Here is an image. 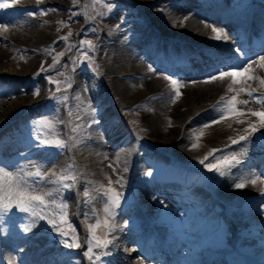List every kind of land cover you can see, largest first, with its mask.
Instances as JSON below:
<instances>
[{"label": "bare ground", "instance_id": "1", "mask_svg": "<svg viewBox=\"0 0 264 264\" xmlns=\"http://www.w3.org/2000/svg\"><path fill=\"white\" fill-rule=\"evenodd\" d=\"M11 1H12L11 2L12 6L7 7V8H11L14 11L17 9H22V8H30L33 5H35L36 3H38V0H11ZM136 1H140V0H136ZM45 3H46L47 8L63 7V4L60 2V0H47V1H45ZM144 7L145 8H151L149 5H144ZM186 8H188L187 10H190L191 13H193L194 15H197V13H199V15H200V14H203L202 9H204V6L202 5V3H197L196 5L186 6ZM192 8L196 9V12H194L192 10ZM4 10H5V8L0 9V15L4 12ZM191 13L181 14V16H176L174 19H172L174 22L173 23L171 22V26H170L171 29L173 30V28L176 27L179 31H186L188 34H191V33H193L192 32L193 30H196L197 31L196 35L197 36L199 35V37H200L199 39L192 40L194 42H197L196 44L206 43V44L213 45V46L218 45L220 47H222V46L227 47L229 45V42H231V44L234 43L231 39H229L228 41H223V40H216V39L211 38V37L215 36V33L212 32L211 26H215V27L219 28L218 24L210 21L209 19H199V18L195 19L194 17H192ZM15 14H17V12H14L12 14H5V16L2 17V19L7 20V19L11 18L12 16H14ZM23 18H27V17L23 16ZM210 19H213V18L211 17ZM214 19H216V18H214ZM168 20H164V22H162V23L165 24L166 21H168ZM237 20H238V22H242L241 18H237ZM0 21H1L0 25H6L7 26V27H0V67H1L0 68V79L20 81V82L21 81L34 80L38 75V71L40 68L39 61L42 59V57L35 53L36 47L33 46L34 44L33 45H30V44L26 45V41L31 40L33 42L39 43L40 40L41 41L44 40L40 45H38V46L36 45L37 47H39L43 43L47 42V40L50 39L51 35L43 27L44 26L43 23L37 22L35 18H33L32 21H30V20H28V21L27 20H12V21L7 22V21H2L1 19H0ZM229 25L234 32H236V33L241 32V25L234 23V22L229 23ZM223 26L226 29L230 30L229 26H227V25H223ZM176 28H174V29H176ZM260 28H261V26L258 28L259 32L263 33V31ZM19 30L22 32H20ZM168 31H170V30H168ZM168 33L171 34L172 32H168ZM177 33H179V32H177ZM179 34H178V36H179ZM227 35L230 37V34H227ZM16 37L22 38L24 42L22 41L19 43V41L16 39ZM239 39H240V37H239ZM255 41H259V40L256 39ZM256 43H259V42H256ZM240 44H245V45L251 46V43H249V42H240ZM45 46L46 45H44L43 48H46ZM14 48H18V50H17L18 56H14L12 54V52L14 51V50L12 51V49H14ZM253 49H255V48H251V50H253ZM244 52L245 51H242V53H244ZM128 53L129 52H125L124 54H121L122 63H124V64L119 65L115 61V65L122 67L124 70V73H127L132 78H135L136 75H133L129 70H133V71L142 70L143 64L137 62L132 57L136 54L132 55L133 53H129V54ZM250 53H252V54L251 55H245V56H254L258 53H259L258 56L264 55V34H263V41H262L261 47L259 49L255 50L254 52H250ZM37 56H39L40 60L38 59ZM233 56L236 57L237 53H234ZM257 57H255L251 60L254 61L257 59ZM12 58H14L15 60H18V61H24V62H21V65L19 67H17L18 68L17 71L13 70V69L11 70L10 68L9 69L11 71H8L7 66L9 67L10 61L13 60ZM207 58L211 61V63H215L214 58H212V57H207ZM246 58L247 57H245V59ZM34 61H36V62H34ZM248 61L249 60L244 61L241 64V66L246 64ZM34 63H36V66H34L35 68L32 67ZM224 64L227 65V63H224ZM4 65H6V66H4ZM106 68L108 69L107 66H106ZM252 69H253V73L255 76H257V77H263L264 76V75H261V73L258 71L259 70L258 64H253ZM207 78L181 84L179 86V88H181V90H182L180 97L184 96V99H188V97H189V100L192 103L197 102L196 105L198 103H201V105L203 104L202 105V107H203L218 93V91H222V90L226 91L227 89H229L230 86L232 88H237V86L239 85V84H232V78L231 77L218 78L214 81H207L206 82ZM107 81L109 83H113L114 87H117L116 93L121 91V93L129 95L130 92L132 93L134 90V93L138 94L134 98V100L142 97L143 95L147 94L149 91L157 90L159 86H165V85L171 84L170 80H168L162 76H151V77L141 76L139 79H132V80H116L115 78H108ZM257 81H259V80H257ZM121 83H123L124 86H122L119 89ZM247 83L250 84L251 81H248ZM3 86L6 87V90L4 91V93H11V94L8 96H5V97H0V125L6 123L7 120L9 118H11L13 115H15V113H17L20 109L27 107L31 104H34L43 98L42 97V94H43L42 91H38L36 93L29 91V92L25 93V91L27 90L26 85L21 86V85H10V84L3 83ZM137 86H139V88ZM146 86H151V88H154V89L150 90ZM253 86H254V84L251 85V87H253ZM255 86H256V83H255ZM133 95H131V96H133ZM211 95H212V97L208 101V97ZM241 98H243V97H241ZM126 100L129 101V99H126ZM171 101H168L166 99L160 100L158 98L152 100V102L155 105V114H153L152 115L153 117H150L149 121H147V122L145 119L142 120V118H141V121H140L141 124H137L136 120H134L133 117H136L137 116L136 114H138V112H140L141 110L149 111V109L146 106L143 107L141 110H138L136 112L133 111L134 113L128 112L127 110H123L122 115L120 117V120L122 119L121 122L126 120V123L134 126V128L136 130V133L134 135L136 137H142L145 140V142H147L145 144L142 140H140V142L142 141V146L139 150H136V155H140V156L145 157V155H146L145 151H154L153 154H155L158 158L163 157L162 152L164 151L165 146L162 145L159 142L160 139H157V138L162 137V135H161V133L163 132L162 128L165 127L167 125V123H170V121H171L170 115L172 113L170 114L169 107L174 106V104H176V103L171 102ZM130 102H132V101H130ZM205 102H206V104H204ZM196 108L197 107L195 106V108L193 110H195ZM179 109H180V107H179ZM192 109H190V110H192ZM166 110H167V114H168L167 117H166ZM182 111H184V110H182ZM171 112H172V110H171ZM181 113L183 114V112H181ZM181 113L178 110L176 112L174 111L175 115H181ZM185 113L186 112L184 111V114ZM131 114L133 115V117L131 116ZM143 114H145V112H140L138 115H143ZM207 114H210V115L206 119L207 121L205 122L204 125L210 124V122L213 119L216 120V118H219V115L217 114V111L215 110V108L212 109L210 107H207V108L203 109L199 115L204 116ZM227 119H225V120H227ZM233 119L236 121V118H232V117L230 120L232 121ZM254 119H257V118L254 117ZM219 122H222L223 124H228L229 121H219ZM250 122H252V121H250ZM253 122H254V120H253ZM230 124H232V123H230ZM90 126H92V125H90ZM201 126L206 127L203 125H201ZM219 127H224V126H222L221 124H217V123L213 124L210 128L208 126V128L210 130L206 129L207 131H205V134H207V133H208V135H214L215 134V136H216V134L221 130V129H219ZM233 127H234V129H232ZM239 127H235V126H232V128L230 127L229 131L224 136L220 137V139H218L219 135H217L215 138H216V140L218 139V144L224 145V144L230 143L232 139H236L240 135H243L245 133L246 128H239ZM244 127H246V126L244 125ZM128 129H132V128L128 127ZM91 131L93 132V128L91 129ZM104 132H106V133L102 132L99 135L104 136L105 134H107V129H104ZM193 132H191V133H193ZM96 133H97V130H96ZM150 133H152L154 136ZM170 134H172V133H170ZM130 137H131V133L127 132V125L126 124H121L120 126H118V124H117L116 126L112 127L111 133H110V143L113 142L116 145V149L114 150V152L111 155L115 161H125V159H126L125 153L126 154L135 153V146L133 145L132 142L136 141V139L132 138V141H129L128 139ZM166 138H167V136H166ZM184 138H185V135L181 134L178 136V133H176L170 138L172 140V141H170V143H172L173 145H175L177 147H180L179 141L180 140L182 141V139H184ZM209 139H211V138H208L206 136L205 140L208 141V143H207L208 145L211 142ZM164 141L165 140H162V142H164ZM89 144L91 145L90 140H89ZM172 144H171V146H172ZM84 147H85V150H87V151H91V149L99 148V149H97L98 154H96L94 157L98 158V159H101V157H102L103 161H106V156L103 153H100V149L102 147H96V146H93V147L84 146ZM177 147H175V148H177ZM78 148L79 147H77V149ZM193 149H195V147H193ZM245 149H246L245 145H242V144L238 145L237 144V145H234L233 147H231L229 149L224 150L223 152L225 153V151H229L230 155L232 153H235V154H237V157L239 159L244 160V159H251L253 157L259 161L258 154L262 149H259V148L253 149L251 151H248V153H245ZM180 151H181V149H180ZM185 151H186V149H185ZM38 156H39V158L46 157L45 155H38ZM107 156H109V155H107ZM64 160H65L64 157H58L56 159H52V160L48 161L46 164H43L42 169L46 173L43 174L44 179L40 180L39 185H42L48 179V176L53 174V168L61 167L62 162ZM67 163H68V159L64 164H67ZM99 166H100V169H99ZM126 167H127V165H126ZM93 169L98 175L104 174V169H103L102 165H99L98 161H96V164L94 165ZM239 170H241V168H239ZM256 170L259 173L264 175V166L262 164V161L258 162V164L256 165ZM238 174H239V172L237 173V175ZM114 176L115 177L120 176V172L116 171V174ZM255 176H257V175L254 174L252 171H248L247 176H246V174H244L243 179L245 181L246 186L242 189L230 188V185H228L227 182L231 176H230V174L224 176L222 184L226 185V186H223L219 190L220 196L226 202V201H229L233 198L240 199V197H241L240 194H244V192H246L247 189H248L247 195L253 194V191H251L250 189H253L254 186L263 185V187H264V182L261 178L259 180H257L256 184L251 183V179L254 178ZM114 180L116 182L119 181V183L122 182V180H119V179L118 180L114 179ZM141 185H142V183L138 186V188H140ZM224 188L227 189V191L224 192ZM233 190H235V191L232 192ZM239 190H241V191H239ZM227 192H228V194H227ZM235 195H237V196H235ZM142 199H143V204L146 207V209L151 212L150 213V214H152L151 216L157 215L159 212V208H160V202L156 198L152 197L147 191L143 192V198ZM240 212L241 211H236V213L238 215ZM133 216H134V221H138L140 219V216L137 213H134ZM120 217H121L120 220L122 218H124V216L122 214H120ZM239 219H241V218H239ZM248 221H250V220H248ZM260 222L261 223H260L259 227L260 226L264 227V217H262ZM259 227L256 228V232H262V234L260 236L264 237V231L259 229ZM84 231H85L84 228H79V234L82 237L80 239L81 240L83 239L82 241H85L87 239V235L85 234ZM10 234L14 238H16L15 232L10 231ZM40 236H41V232L32 235V238L38 241V240H40ZM145 238L149 242H151V240H149L150 237L147 236V237L138 238L136 240V243L140 246H144V244H145L144 239ZM260 242H261V239L258 238L257 243H260ZM41 243H46V242L45 241H42L40 243L38 242V243H35V245H37L39 247V245ZM253 244H254V242H253ZM243 246L245 248H249V250L253 251L254 253H259V251H264V243L261 245L262 248L258 249V248H256V245L254 246L251 244L250 240H245L243 243ZM113 247L117 248L115 242L113 243ZM127 248L128 247L124 246V244H122L121 247H119L120 250L122 249L125 251L128 250ZM119 249H117V250L109 249V251L116 253V252H118ZM134 249H136V251H139L138 248H134ZM169 250L172 254H174L173 248H170ZM140 251H141V249H140ZM151 251L154 252L155 250H151ZM19 254H20L21 258H24L25 260L28 258V254H29L30 257H29L28 261L30 263H35V262H37L38 259H40V251H38V248H36L35 251H32L29 253V252H27L25 247H20L19 248ZM214 254H216L215 256L217 259L220 258V254L218 252L214 251L213 249H206L204 254L197 256L198 260L195 264H204V261L207 262L208 264H214L213 262L211 263V261H209V258L212 257ZM2 256H3V254H2ZM250 256H251L250 253L243 255L244 259L246 260V262L248 264H252V259L250 258ZM248 258H250V260ZM144 262L145 263L149 262V264H153L151 261L144 260ZM42 263H43V261H42ZM76 263L77 262H72V264H76ZM45 264H62V263L50 262V263H45Z\"/></svg>", "mask_w": 264, "mask_h": 264}, {"label": "snow or ice", "instance_id": "2", "mask_svg": "<svg viewBox=\"0 0 264 264\" xmlns=\"http://www.w3.org/2000/svg\"><path fill=\"white\" fill-rule=\"evenodd\" d=\"M73 3H76V0H73ZM11 0H0V9L11 7ZM109 11L112 9L113 5L107 3L105 5ZM41 15L46 14L44 10H40ZM76 14V13H74ZM29 16H34L36 13L29 12ZM0 27H7L6 25H0ZM212 32L215 33V36L211 37L216 40L228 41L230 37L227 35L224 28H217L215 26H211ZM223 34V35H222ZM61 40H67V36L61 37ZM85 43V41H81V44ZM90 47H93L92 42H87ZM237 52L240 50L237 49ZM62 55V53L60 54ZM58 62V61H54ZM258 64L261 68H264V55H260L256 60H249L243 66L239 65H226L221 69L217 70L216 73L211 74L207 81H214L218 78L231 77L232 84H241L242 86L238 89L229 87L228 91L234 93L231 97L228 98L227 101H224L223 97H221V101L218 102L216 107L217 114L219 115V120H225L229 117L236 118L237 123H244V120L240 119V117H244L246 115H251L257 118L255 122H248L247 129L243 135H240L237 139H232L231 144L237 145L241 142H247L250 139L254 138V136L261 132L264 129V107L252 109L248 108L247 112H245L242 108L238 107V105H248L249 100H241L239 99V95L241 93L246 94L251 100L256 103L264 106V92H260L259 95L256 93L258 89L251 87L248 84V81L259 80L261 88H264V77H257L253 73L252 65ZM149 72H155L156 70L149 65ZM50 83L59 84L58 81H52L51 77L48 78ZM171 81L173 85L176 95L179 96L181 93L179 91L180 82L177 79H173L171 76L166 77ZM71 87V85H69ZM87 91V88H85ZM67 100V97L64 98ZM222 105V106H221ZM92 111H96V109H92ZM79 119V117H77ZM218 120L213 119L211 121L212 124L218 123ZM207 126V125H205ZM77 129H72V132L75 133ZM261 135L264 136V132H261ZM80 143H84L83 139L79 141ZM43 145H54L56 148H66L68 144L66 141H62L61 139H56L54 141H50L48 139H43L40 141ZM195 147V145H193ZM230 147V146H226ZM222 149H212L204 159L199 161L200 164L204 166L209 172H214L218 174L220 177H224L228 175L232 168L241 163V160L238 159L237 154L232 153L231 155H225L223 158L218 157L216 154L222 152ZM209 157H212L215 160L214 163H206ZM69 170H71L69 168ZM126 170V169H125ZM5 170L0 168V173H4ZM36 176L39 179H44L43 175L40 171H36L35 173H27V176ZM146 176H151L152 171L149 170L145 173ZM7 176L10 178L7 185L5 186L2 182H0V214L7 213L9 210H19L22 213L30 215L34 220L35 219H44L43 209L50 206V204H54L55 200L52 199L57 193L56 192H44L42 194H37L33 189L28 185L27 180L24 177L13 178V174L11 172L7 173ZM76 179L75 176H67L60 175L57 180L50 181V183H59L60 186L64 189H69L72 187L71 181ZM260 179V176H255L251 179L252 184H256L257 180ZM119 183V181H117ZM236 189H242L246 186L244 179H240V182H235L233 185ZM103 187V186H101ZM264 192V189H261ZM85 198L89 197V192L87 190L83 193ZM101 198H106V203L104 204L103 211L106 214L105 219L103 220V224L106 228H109V231L115 230V225L110 226L109 217L112 219L115 218L116 210L120 207V200L122 198V193L117 192L112 187V181L109 179V183L106 189L99 193ZM85 202H88L87 200ZM61 207H66V205L61 204ZM40 211H37V209ZM64 218L61 217V220ZM49 223L52 225L54 229L60 232V229L57 227V222L55 218L50 219ZM100 221L97 220L95 225L89 224L88 231L90 235V239L87 245V251H85L84 255L89 259L91 264H100V256H97L94 252V249H105L109 244L112 243L111 239L107 238H97L93 234V229L99 227ZM24 231H29L30 227L25 225L23 228ZM61 235H67L66 233L61 232ZM64 246L67 248H77L80 247L78 240H72L69 242L67 239L63 241ZM107 252H103L102 255H107Z\"/></svg>", "mask_w": 264, "mask_h": 264}, {"label": "rangeland", "instance_id": "3", "mask_svg": "<svg viewBox=\"0 0 264 264\" xmlns=\"http://www.w3.org/2000/svg\"><path fill=\"white\" fill-rule=\"evenodd\" d=\"M68 1V0H67ZM141 1H143V0H141ZM144 1H149V0H144ZM143 1V2H144ZM12 2V1H11ZM154 10V9H153ZM164 16H165V18H164ZM172 15H168V17H166V15H162V21H161V23H160V25L162 26L163 25V28L164 29H166V31H168V30H170V31H168V32H172V34H174L175 36H177L178 38H181L183 41H190V40H196V39H199L200 37H199V35L197 36L196 35V33H197V31L196 30H193L192 32L194 33H191V34H188L186 31H179L176 27H174V28H176V29H174L173 28V30L171 29V22L173 23V21H172V17H171ZM171 17V18H170ZM167 18H170L169 19V21H167V23H168V25L166 24H163L162 22H164L163 20L164 19H167ZM170 24V25H169ZM48 28H49V31H50V33H51V35L53 34V35H55V34H59V33H61L63 30H65L66 29V24L64 25V26H59L58 25V23L57 24H54V23H52V25L51 24H45ZM169 27V28H168ZM173 27V26H172ZM20 31V30H19ZM20 32H22V31H20ZM177 32H181L180 34L179 33H177ZM49 33V34H50ZM177 33V34H176ZM178 34H179V36H178ZM182 35V36H181ZM192 37V38H191ZM16 39L19 41V43L20 42H22L23 41V39L22 38H20V37H16ZM22 39V40H21ZM44 40H40V42L39 43H37V42H33V41H26V45H33L34 47H37L38 45H40L42 42H43ZM24 42V41H23ZM28 43V44H27ZM37 45V46H36ZM61 48V45H57L56 47H52V49H54V50H57V49H60ZM12 51H13V49H12ZM50 52V53H49ZM48 52V54H49V56H48V59L46 60V61H50V59H51V50ZM14 53V51L12 52V54ZM38 57V59H39V56H37ZM13 60L12 61H10V65H9V67L7 66V68H8V71H11L12 69L13 70H16L17 71V67H19L20 65H21V62H24V61H18V60H15L14 58H12ZM40 60V59H39ZM14 61V62H13ZM18 62V63H17ZM34 62H36V61H34ZM107 62H108V60L106 61V64H107ZM7 63V62H6ZM46 63V62H45ZM4 66H6V65H4ZM34 66H36V63H34L33 64V66L32 67H34ZM107 66H108V69H109V71H110V69L111 70H113V68H114V71H117V70H122V67H119V66H116L115 64H113V60H112V62H111V66L112 67H110V64H107ZM14 67V68H13ZM16 67V68H15ZM1 68V67H0ZM11 70H10V69ZM35 68V67H34ZM260 73H261V75H264V68H261L260 66H259V70H258ZM264 77V76H263ZM49 78V77H48ZM47 78V79H48ZM48 81H49V79H48ZM107 83H108V85L110 86V88L112 87V90H113V93L112 94H114V96H115V100L116 101H119V102H122V103H129L130 101H133L134 100V98L138 95V94H136V93H134V90H133V92L131 93L130 92V94L129 95H126V94H124V93H121V91H119V92H117L116 93V91H117V87H114L113 86V83H109L108 81H107ZM255 83H256V86L257 87H259L260 89H262L261 88V85H260V83H259V81H257V80H252L251 81V84H254V86H255ZM48 84V83H47ZM138 84V83H137ZM259 84V85H258ZM122 86H124L123 85V83H121L120 84V87H119V89L122 87ZM165 86H167V85H165ZM242 86L241 84H239L238 86H237V88L236 89H238V88H240V87ZM138 88H139V86H137ZM148 89H154V88H151V87H147ZM162 88V86H159L158 87V89H161ZM49 89H50V86H47V90L49 91ZM264 89V88H263ZM179 91H180V93H182V90H181V88H179ZM219 92H221V94L220 95H222V96H225V99L226 100H228V98L229 97H231L232 95H234V93L233 92H231V91H228V89L226 90V91H218V93ZM226 92V93H225ZM134 94V95H133ZM131 95H133V96H131ZM181 95V94H180ZM180 95H179V97L176 95V96H174V98L172 99L173 100V102L174 103H176V104H174V106H170L169 107V111H170V123H167V125L165 126V127H163L162 129V133H161V135H162V137H159V138H157V139H160L159 140V142L162 144V145H164L165 147H167V148H169V149H171L172 151H174L176 154H178V155H180L181 157H185L186 159L187 158H191V156L192 155H194V154H196V153H198V152H200L199 150H201L202 149V140H204L205 141V143H208V141L207 140H205L206 139V136L208 137V138H211V139H209L211 142L209 143L210 145H213V144H215V143H217L218 142V139H220V137H222V136H224L228 131H229V129H230V127L232 128V126H235V127H239V128H246L247 129V126H248V121L250 122V121H252L253 122V120H254V122L257 120V119H254V116H251V115H246V117L244 116V117H240V119L242 118V120H244V122L245 123H238L237 124V122L233 119L232 121L230 120L231 119V117H229L227 120H219V118H216V120H218V121H229L228 122V124H223L222 122H218L217 124H221L222 126H224V127H219V129H221L217 134H216V136L217 135H219L218 136V139L216 140V136H215V134L214 135H208V133L207 134H202V133H204L205 131H207V130H210L209 128L213 125L211 122H210V124H207V126H206V128L205 129H198V127H193V128H189V129H187V131H185V133L187 134H185L186 136H185V141H179L180 142V147H177V146H175V145H173L172 143H170V141H172L170 138L174 135V134H176V128L173 126V127H170L169 125L170 124H172V123H175L176 125H178L179 124V122L187 115V113H189L191 110L190 109H192L193 107L195 108V106L197 107L198 106V104L202 107V105H201V103H198L197 105H196V103L197 102H195V103H192L190 100H189V97H188V99H184V96L183 97H180ZM244 95V96H243ZM123 96V97H122ZM246 96V97H245ZM179 99H178V98ZM212 97V95L211 96H209L208 97V101H209V99ZM241 97H243V98H241ZM125 98V99H124ZM177 98V99H176ZM192 98V97H191ZM239 99H241V100H249V104L248 105H238V107H240V108H242L245 112H247V110L246 109H248V108H252V109H256L257 107H258V103H256L255 101H253V100H251L246 94H240L239 95V97H238ZM126 99H129V101H127ZM184 99V100H183ZM136 100V99H135ZM134 100V101H135ZM163 100H165V99H163ZM183 100V101H182ZM206 100V99H205ZM207 101V100H206ZM172 102V101H171ZM186 102V103H185ZM189 102V103H188ZM184 103V104H183ZM150 105H146V107L149 109V111H145V110H141L140 112H145V114H143V115H138L140 112H138V114H136L137 116L136 117H133V115L131 114V116L133 117V119L134 120H136V122H137V124H141V118H142V120L143 119H145L146 120V122L147 121H149V118L150 117H153L152 115L153 114H155V105L154 104H152V102H150L149 103ZM204 104H206V102L204 103ZM152 105V106H151ZM187 107H186V106ZM192 105V106H191ZM191 106V107H190ZM199 106V107H200ZM246 106V107H245ZM179 107H180V109H179ZM184 107V108H183ZM154 108V109H153ZM193 108V109H194ZM192 109V110H193ZM171 110H172V112H171ZM179 111L180 113L181 112H183V114L181 113V115H175L174 114V111L176 112V111ZM182 110H184L186 113L184 114V111H182ZM187 110V111H186ZM136 112V111H135ZM134 113V112H133ZM168 116V114H167V110H166V117ZM181 116V117H180ZM173 118V119H172ZM256 118V117H255ZM251 119V120H250ZM247 121V122H246ZM145 122V121H144ZM178 122V123H177ZM230 123H232V124H230ZM240 124V125H239ZM247 124V125H246ZM150 125V124H149ZM238 125V126H237ZM244 125L246 126V127H244ZM205 126V125H204ZM208 126H209V128H208ZM230 126V127H229ZM146 127V126H145ZM165 128V129H164ZM170 128V129H169ZM207 129V130H206ZM227 129V130H226ZM232 129H234V127L232 128ZM195 133H194V132ZM199 131V132H198ZM150 132V131H149ZM167 132V133H166ZM191 132H193V133H191ZM170 133H172V134H170ZM220 133V134H219ZM150 134H152V133H150ZM190 134V135H189ZM197 134V135H196ZM200 134V135H199ZM153 135V134H152ZM172 135V136H171ZM154 136V135H153ZM166 136H167V138H166ZM190 136V137H189ZM205 138V139H204ZM21 140H23V139H21ZM162 140H165L164 142H162ZM189 141H193V142H196V143H198V145H199V148L197 147V149L195 148V149H193V148H190V146L191 145H188L187 144V142H189ZM207 141V142H206ZM200 142V143H199ZM171 144H172V146H171ZM176 144V143H175ZM185 144V145H184ZM238 145H241V143L240 144H238ZM243 145V144H242ZM80 146H83V145H78V147H80ZM175 147H177V148H175ZM179 148V149H178ZM184 148V149H183ZM176 149V150H175ZM180 149H181V151H180ZM185 149H186V151H185ZM193 150V151H192ZM81 151H84V149H82ZM100 151H102V153L106 156V161H107V157H109V156H107L108 155V153H106V151H104L103 149H101ZM187 154V155H186ZM192 154V155H191ZM93 160V159H92ZM106 161H103V164H100V165H102V167H103V169H104V174H102V175H97V173L95 174V175H93V174H91V175H93L94 176V178L92 179L93 180V182L94 183H97V184H99V185H105L106 187L108 186V183H109V179H111V181H112V179H113V177H114V175H112V173H111V170H110V168H108V167H105L106 166ZM105 162V163H104ZM122 166H125L124 165V163L122 164ZM121 166V167H122ZM99 169H100V166H99ZM116 171V170H115ZM117 171H119V170H117ZM230 179L228 180V182H227V184L228 185H230V188H232V189H235V187L233 186L234 185V183L235 182H239L240 181V179L241 178H243L240 174H238L237 175V173H235L234 171H231L230 173ZM223 177H220V179H222ZM116 180H124L123 179V176L122 175H120V176H117L116 178H115ZM236 180V181H235ZM234 181V182H233ZM29 182H31L30 180H28L27 179V183H29ZM5 186H6V184H4ZM30 187H32V186H34V184L31 182L30 184H28ZM227 185V186H228ZM255 188H258L259 190L260 189H263L262 188V185H257V186H254ZM43 188V189H42ZM50 189L51 188V184L50 185H48V186H46V187H39L38 189H34L33 191H35L37 194L38 193H40V192H42V191H45V190H47V189ZM146 190H148V189H146ZM146 190H141V196H142V198H143V192L144 191H146ZM225 191H227V189H225L224 188V192ZM235 190H233L232 192H234ZM239 191H241V190H239ZM261 191V190H260ZM262 192V191H261ZM227 194H228V192H227ZM96 204H98V202H96L95 203V205ZM248 204V203H247ZM251 208L249 209L248 207H245V208H243V209H241V207L240 208H238V210H241L242 211V213H241V216H239V218H241V219H239V220H242V221H247V219L249 220V219H253L252 220V222H256L257 221V219H258V216L256 215V212H254L253 211V207H252V204H248ZM146 208V207H145ZM49 210H50V208L49 207H47V208H45V213H47V215L49 214ZM164 212L163 211V209H161L160 210V215H162V213ZM156 217V216H155ZM262 217H264V207L262 208V216H261V218ZM260 221V220H259ZM40 226V220L39 219H31V221H30V223H29V226H31V228H33V227H36V226ZM262 230V229H261ZM262 231H264V230H262ZM258 235H259V237H260V235L262 234V232H256ZM79 237L80 238H82L81 237V235L79 234ZM259 237H257L256 238V240L255 239H251L250 240V242L252 243V245H256V247L258 248V249H261L262 248V244L264 243L263 241H262V244H259V246L257 245V244H253V242L255 243V241L257 242V239L259 238ZM264 238V237H263ZM260 239V238H259ZM83 240V239H82ZM86 241V240H85ZM261 257H264V253H262V251H259V253H258ZM77 264V263H76Z\"/></svg>", "mask_w": 264, "mask_h": 264}]
</instances>
